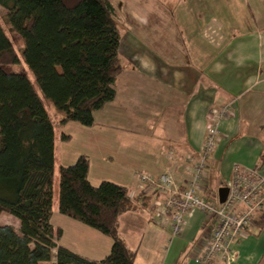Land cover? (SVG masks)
Returning a JSON list of instances; mask_svg holds the SVG:
<instances>
[{
    "label": "crops",
    "instance_id": "0c3cea01",
    "mask_svg": "<svg viewBox=\"0 0 264 264\" xmlns=\"http://www.w3.org/2000/svg\"><path fill=\"white\" fill-rule=\"evenodd\" d=\"M233 4L236 19L231 38L223 35L224 43L216 49L227 51L226 60L235 58L239 65L229 67L235 69L217 66L215 70L208 61L204 68L208 56L204 35L208 41L220 39L221 28L204 33L201 0L203 10L198 11L197 4L193 8L196 17L186 18L181 35L177 34L178 44H171L161 31L154 33L151 44L143 45L141 37L131 35L122 45L120 37L119 50L128 60L114 99L94 114L93 126L66 122L55 133L54 146L56 136L62 147L74 137L80 139L76 149L65 152L60 166L72 165L84 155L89 160L91 185L110 181L127 188L131 196L144 193L147 197L145 212L128 211L118 218L119 234L135 252L136 264H196L194 258L205 246L214 220L193 211L185 217L182 233L172 237L169 218L156 215L155 202L161 197L146 189L137 175L168 173L179 188L186 187L216 108L229 105L231 112L220 120L198 193L213 200L229 182L234 164L257 169L264 177V0H233ZM219 12L226 17L228 3ZM140 20L145 28L147 19ZM63 135L68 139L62 142ZM91 237V255H77L99 261L109 253L111 240ZM230 264H264V228L253 222L238 236L230 249Z\"/></svg>",
    "mask_w": 264,
    "mask_h": 264
},
{
    "label": "trees",
    "instance_id": "16d2710c",
    "mask_svg": "<svg viewBox=\"0 0 264 264\" xmlns=\"http://www.w3.org/2000/svg\"><path fill=\"white\" fill-rule=\"evenodd\" d=\"M0 7L22 41L25 66L15 68L19 59L0 26V215L18 221V231L0 225V264H136L118 218L145 212L147 197L110 181L91 185L84 155L57 169V211L109 237V253L99 261L72 253L51 224L55 132L47 106L60 124L91 127L114 99L123 71L115 8L110 0H0ZM253 222L264 228V209Z\"/></svg>",
    "mask_w": 264,
    "mask_h": 264
},
{
    "label": "rangeland",
    "instance_id": "374dc122",
    "mask_svg": "<svg viewBox=\"0 0 264 264\" xmlns=\"http://www.w3.org/2000/svg\"><path fill=\"white\" fill-rule=\"evenodd\" d=\"M210 1H214L215 3H210ZM110 2L116 10V19L119 25L122 45L125 44V40L127 38L126 36L129 37L131 35H134L135 37H141L142 39H140V41L143 43V45L146 41L151 44V42L153 41L152 38L155 37L154 33H157L158 31H161L165 33L168 37H170L169 40H171V44H173L175 41V43L178 44V35H181L179 33L181 32L179 31V29H183L185 27L186 18L196 17L193 8L197 4L198 11L203 10L200 7L201 0H110ZM223 3H228L230 7V13L228 12V15L224 18L219 12V7H222ZM235 13L236 10L234 8L233 0H204V33L207 29L209 31H216L218 27L219 30L221 28L220 39L208 41L204 35V45L207 46L205 48V52H208V56L204 57V68H207V65L205 63L206 61L209 62V66L211 68L214 66L215 70L217 66L226 67L225 69L227 70H233L235 69V67H229L239 65V63L236 62L235 58H229L226 60L225 53L227 51L216 49L223 45V35H226V37L231 38L230 33L232 30H230V28H232V23L236 19L234 17ZM5 16L6 11L2 7H0V26L3 28L7 37L12 42L14 51L19 59V64L16 65L15 68H25L21 59V51L23 48L22 41L17 36H15L13 32L9 30V27L5 23ZM140 18L147 19L148 24H146L145 28L140 26V24L138 23L141 22ZM219 25H221V27ZM173 38H175L174 41H172ZM119 53L121 55L123 54L122 48L119 50ZM120 58L121 63L123 65V69L125 71L127 69L126 62L128 58L127 56H125V54L122 55V57ZM121 75H119L118 77L116 86L121 84ZM28 77L32 81V77ZM222 107L223 106L216 108V112L221 113L223 110ZM47 109L50 117L54 122V131L57 135V133H59L60 130L63 129V126L58 122V115L49 106H47ZM227 117L228 116H226L225 118ZM60 142L61 141H59L58 137L56 136V144L54 146L56 170L60 165H62V163H64L66 154L65 152L70 153L74 149H76L79 146L80 139L78 137H74L72 141H70L66 145V147H62ZM56 180L57 172L54 174L53 181V215L51 217V224L56 227H60L65 233L60 238L59 245L69 249L72 253L75 254L91 255V251L93 249H91L92 245H90V243H94V240L91 236H100L104 238L103 240H106L108 242H110V239L106 236L99 234L94 229H91L90 227H87L68 217L60 215L57 212ZM206 199L211 200L208 198ZM213 201H217V196L213 199ZM0 225L11 226L14 228L15 231H18V221L8 214L0 215ZM54 253L55 252L53 251V254ZM42 264H55V259L52 258L49 262Z\"/></svg>",
    "mask_w": 264,
    "mask_h": 264
},
{
    "label": "built area",
    "instance_id": "2783aa9c",
    "mask_svg": "<svg viewBox=\"0 0 264 264\" xmlns=\"http://www.w3.org/2000/svg\"><path fill=\"white\" fill-rule=\"evenodd\" d=\"M222 108L221 113L215 110L211 114L191 181L186 187L179 188L168 173L157 177L144 173L137 175L146 189L161 197L155 202L156 215L169 218L172 237L182 233L184 219L193 211H200L214 220L205 246L194 258L196 264H230L232 244L250 228L256 213L263 209L264 177L257 169L238 164L232 166L231 177L226 184L228 193L222 204L218 200H207L198 193L207 160L216 146L220 120L231 112L229 105Z\"/></svg>",
    "mask_w": 264,
    "mask_h": 264
},
{
    "label": "water",
    "instance_id": "95a60500",
    "mask_svg": "<svg viewBox=\"0 0 264 264\" xmlns=\"http://www.w3.org/2000/svg\"><path fill=\"white\" fill-rule=\"evenodd\" d=\"M227 193H228V189L226 187H221L218 189L217 198L220 204H222L225 201Z\"/></svg>",
    "mask_w": 264,
    "mask_h": 264
}]
</instances>
